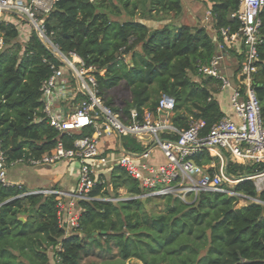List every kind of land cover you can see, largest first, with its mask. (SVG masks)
I'll list each match as a JSON object with an SVG mask.
<instances>
[{
  "label": "trees",
  "instance_id": "16d2710c",
  "mask_svg": "<svg viewBox=\"0 0 264 264\" xmlns=\"http://www.w3.org/2000/svg\"><path fill=\"white\" fill-rule=\"evenodd\" d=\"M209 2L217 41L205 27L166 24L152 30L142 22L158 19L160 14L177 19L183 13L182 0H62L47 17L45 29L64 54L74 53L86 68H94L99 96L124 123L132 121V111L140 121L146 112L157 115L165 95L175 100L171 122L178 130L201 120L207 133L225 114L215 98L221 81L200 76L199 64L209 65L221 56L217 48L224 42L221 29L235 34L240 26L232 18L240 8L239 0ZM120 17L127 19H113ZM260 18L254 86L264 122V11ZM19 36L16 24L0 22L4 44L0 50V151L7 155L8 165L24 155L41 158L59 140L72 148L76 138L91 134L89 129L69 136L43 119L41 88L53 74L52 66L61 63L34 30L24 43ZM226 53L235 58L232 68L237 72L242 56L228 48ZM121 141L126 151L145 150L133 137ZM190 159L199 167H210L211 175L221 164L208 150ZM225 165L235 179L264 172V165L238 164L228 154ZM120 189L130 198L143 192L137 180L114 166L109 180L99 176L91 196L111 198ZM232 189L261 203L239 207V198L223 193H201L190 204L173 196L150 198L146 204L140 199L80 202L79 228L66 235L59 225L55 196H23L26 188L0 184V264H51L50 251L58 264H99L84 262L90 257L108 264L131 259L142 264H264V190L259 192L254 180L239 182ZM161 201L164 210L156 214V203ZM30 210L33 214L21 221L19 217Z\"/></svg>",
  "mask_w": 264,
  "mask_h": 264
},
{
  "label": "built area",
  "instance_id": "2783aa9c",
  "mask_svg": "<svg viewBox=\"0 0 264 264\" xmlns=\"http://www.w3.org/2000/svg\"><path fill=\"white\" fill-rule=\"evenodd\" d=\"M60 1L62 0H0V22L5 16H16L27 21L61 63L59 66H52L53 74L41 88L43 119L60 133L69 136L82 135L89 129L91 134L76 138L72 148H67L59 140L51 153L41 158L24 155L9 165L7 155L0 151V184L9 186L7 176L10 165L40 166L54 165L61 161L78 162L80 172L74 192L51 188L27 194L55 196L59 225L66 235H70L79 228V203L100 199L91 196L100 176L97 166L111 162L109 158L102 157L100 142L108 137L117 140L133 137L143 144L145 150L140 153L122 150L121 156L113 161L137 180L143 189L142 194L129 199L146 201L150 198L173 196L190 204L201 193H223L240 200L254 201L255 199L237 193L231 187L245 180H257L264 176V172L235 179L227 173L225 154L238 164L264 165V122L254 86L258 71V46L262 26L260 15L264 11V0H239L240 8L232 14V18L239 22L238 32L230 34L228 29L220 30L225 43H218V52H226L228 43L232 46L237 43L236 54L242 56L241 67L237 72L234 71L233 77L222 75L220 56L214 57L209 65L199 64L200 76L220 80L221 92L231 91L230 101L236 116L235 120L223 118L207 133H204L205 123L201 120L191 121L186 130H178L171 122L175 100L165 95L159 101L157 115L146 112L143 121H140L137 113L132 111V121L124 123L99 96L94 68H86L83 59L74 53L64 54L49 38L45 22ZM214 39L217 41V37ZM3 46L0 38V50ZM172 134L178 135V138L172 140L162 136ZM156 149L165 160L160 165L150 163ZM202 150H208L212 156L220 159L217 173L211 175L207 172V167H199L190 159ZM211 167L214 168L215 165ZM257 185L260 191L264 190V182ZM122 200L124 199L107 201ZM257 203L261 202L257 200Z\"/></svg>",
  "mask_w": 264,
  "mask_h": 264
},
{
  "label": "crops",
  "instance_id": "0c3cea01",
  "mask_svg": "<svg viewBox=\"0 0 264 264\" xmlns=\"http://www.w3.org/2000/svg\"><path fill=\"white\" fill-rule=\"evenodd\" d=\"M182 3L184 9L181 15L183 18V24L181 25H189L191 27L200 26V27H205L207 30L215 31L213 26V19L211 15L212 3H210L209 0H182ZM180 17H178L177 19H179ZM172 21L173 20H171V22ZM142 22L152 30L160 28L163 24L162 22H157L156 20H151V19H145L142 20ZM172 26L178 27L180 25L178 26L172 25ZM20 28L21 27H19V30L21 31ZM215 37L216 35H214V38ZM27 40L23 42H26ZM222 43L224 44L225 42ZM236 45L238 46L237 43L235 44V46ZM235 46H232V44L230 43L226 45L228 49H231L235 53H237V51L235 50L236 49ZM219 53L221 55L220 57H222L221 59L222 75L233 77L234 70L232 68V65L236 61L235 58L231 57L226 52H219ZM193 79L197 82L201 81L200 77L198 76L196 77L194 76ZM230 97H231L230 90L224 92H218L217 94H215V98L218 100L221 106V110L225 114V117H230L235 120L236 116L231 106ZM221 100H223V104L228 105L229 107L228 113H226L223 110L221 105ZM122 150H124L122 146V141L117 140L113 137L104 138L100 142V153L103 158H109L113 154L115 155V152H120L119 156H121ZM113 161L114 160L106 164H99L97 166V170L99 167H102L100 171L98 170V173L100 175H103L107 180L110 179V175L113 167L117 166V164L114 163ZM164 161L165 160L161 152L157 149L154 150L150 159V163L153 165H160L164 163ZM16 165H20V164L10 165L8 167L7 180L9 185L11 186L26 188L27 193L23 194V196H28L27 195L28 193H32L38 190L51 189V188L59 189L65 192H74L77 187L78 177L80 172V164L78 162L61 161L54 165H40V166L24 165V166H18L15 169L11 168V167H15ZM28 216L29 215L25 214L20 216L19 219L21 220L22 218L23 220L21 221L26 222ZM14 254L18 255V252L14 251ZM49 255L50 257L53 256V251H50ZM53 262L54 259L51 258V264H53Z\"/></svg>",
  "mask_w": 264,
  "mask_h": 264
},
{
  "label": "rangeland",
  "instance_id": "374dc122",
  "mask_svg": "<svg viewBox=\"0 0 264 264\" xmlns=\"http://www.w3.org/2000/svg\"><path fill=\"white\" fill-rule=\"evenodd\" d=\"M157 17H158V19H155V20H156L157 22H162V23H163L162 26H163V25H166V24H168V23L171 24V25H175V26H178V25L183 24V18H182V16H181L179 19H177V21H176V19L174 20V19L172 18V15H169V14H160V15H158ZM4 19L8 20L9 22H13V23H15L17 26L21 27V28H20V29H21V31H20V36H19V41H20V42H23V41L27 40V39L30 37V35L32 34V28H31V26L28 25V24H25V22H23L22 20L18 19L17 17H14V16H5V17L3 18V20H4ZM113 19H115V20H120V21H124V20H126L127 18H126V17H120V18H113ZM171 20H173V21L171 22ZM23 25H24V26H23ZM22 26H23V27H22ZM209 32H210V34H211L213 37H214V35H216V32H215V31H211V30H209ZM23 43H24V42H23ZM3 47H4V46H3ZM214 88H217V87L214 86ZM221 105H222L223 110H224L226 113H228V112H229V107H228V105L223 104V100H221ZM212 154H213V153H212ZM119 155H120V152H115V155L113 154L112 156L109 157V161H112V160H116V159H118V158L120 157ZM215 165H216V164H215ZM18 166H24V164L16 165L15 167H11V168H12V169H15V168H17ZM27 166H28V165H27ZM216 166H217V168H218V165H216ZM106 167H107V166H106ZM101 168H102V167H99L98 170L100 171ZM209 168H210V167H207L206 170H208ZM211 168H212V167H211ZM217 171H218V170H217ZM217 171H216V173H217ZM254 182H255L256 186H258L257 184H261V183L264 182V176L261 177V178H259V179H257V180H254ZM228 186H231V185L228 184ZM232 186H235V185H232ZM231 188H233V187H231ZM257 188H258V187H257ZM109 189L112 191V186H110ZM258 191L260 192L259 188H258ZM129 198H130V195L127 193V191H126L125 189H120L119 192H118V196H112L111 198H110V197H109V198L107 197V198H100V199L107 201V200H109V199H124V200H126V199H129ZM113 203H117V202H113ZM250 203H257V200H256V199H255L254 201H253V200H248V201L240 200L238 206H239V207H241V206H246V205H248V204H250ZM156 204L159 205V206L157 207L155 213H156V214H159V213H161V212L164 210V207H165V206H164L163 201H161V202H157ZM156 204H155V205H156ZM153 205H154V204H153ZM32 212H33V211L30 210V212H29V213H26V215H29V214L32 213ZM32 214H33V213H32ZM52 257H53V256H51V258H52ZM52 259H53V258H52ZM94 260H96L99 264H108V261H106V260H104V259H101V258H96V257L86 258L84 262H90V261H94ZM53 264H58V260L54 259ZM125 264H142V263L139 262V261L136 260V259H131V260L126 261Z\"/></svg>",
  "mask_w": 264,
  "mask_h": 264
},
{
  "label": "water",
  "instance_id": "95a60500",
  "mask_svg": "<svg viewBox=\"0 0 264 264\" xmlns=\"http://www.w3.org/2000/svg\"><path fill=\"white\" fill-rule=\"evenodd\" d=\"M214 40H215V39H214ZM215 41H216V40H215ZM258 201H259V200H258ZM143 203H144V204H146V201H145V200H143ZM263 209H264V208H263ZM21 220H23V219L21 218Z\"/></svg>",
  "mask_w": 264,
  "mask_h": 264
}]
</instances>
